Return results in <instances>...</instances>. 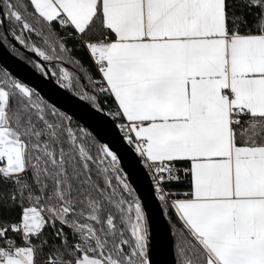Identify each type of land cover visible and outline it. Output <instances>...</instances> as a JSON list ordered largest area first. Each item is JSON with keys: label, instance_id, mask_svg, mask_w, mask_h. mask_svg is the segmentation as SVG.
I'll use <instances>...</instances> for the list:
<instances>
[{"label": "snow or ice", "instance_id": "obj_1", "mask_svg": "<svg viewBox=\"0 0 264 264\" xmlns=\"http://www.w3.org/2000/svg\"><path fill=\"white\" fill-rule=\"evenodd\" d=\"M0 27L111 124L0 70V264H154L149 200L176 264H264V0H0Z\"/></svg>", "mask_w": 264, "mask_h": 264}, {"label": "water", "instance_id": "obj_2", "mask_svg": "<svg viewBox=\"0 0 264 264\" xmlns=\"http://www.w3.org/2000/svg\"><path fill=\"white\" fill-rule=\"evenodd\" d=\"M19 48L29 58L37 59L34 53L29 52L23 46ZM0 66L17 78L23 79L24 82L30 83L32 87H36L45 100L60 108L61 111L67 112L82 126L93 131L94 135L99 133L100 136L107 138L105 128H111L108 117H103L102 120L90 119L87 115L89 109L86 102L80 101L70 91L60 88L51 74L42 76L33 66L11 52L2 40H0ZM112 131L115 130L112 129ZM147 186L146 178L136 173L134 187L138 188L142 196L146 194ZM146 211L149 215L150 232L155 246V252L152 255L154 264H176L171 230L167 221L160 215L157 203L149 200Z\"/></svg>", "mask_w": 264, "mask_h": 264}, {"label": "trees", "instance_id": "obj_3", "mask_svg": "<svg viewBox=\"0 0 264 264\" xmlns=\"http://www.w3.org/2000/svg\"><path fill=\"white\" fill-rule=\"evenodd\" d=\"M0 30H2V27H0ZM9 41H10V43H7V44L5 43V46H7V48L11 52H13L15 55L19 56L20 58H22L24 61H26L27 63H29L32 66V64L29 62V59H32V60H35V59L34 58H31V57L29 58V56L27 54H25L23 51H21V49L19 48V46H21V45H19L18 42L14 41L13 38L9 37ZM13 45L17 49L16 51H13ZM75 55L79 56L80 58H82L84 60H87V57H86L85 53L82 52V51L81 52H78V53H75ZM68 67H71V66H68ZM0 70H4V69H2V67L0 66ZM53 79L55 80L54 77H53ZM74 121L77 122L76 120H74ZM172 238H173V246H174L175 240H174V237L173 236H172ZM173 250H174V247H173ZM174 256H175V260H176L175 250H174Z\"/></svg>", "mask_w": 264, "mask_h": 264}]
</instances>
